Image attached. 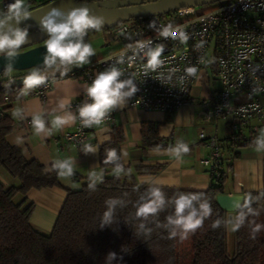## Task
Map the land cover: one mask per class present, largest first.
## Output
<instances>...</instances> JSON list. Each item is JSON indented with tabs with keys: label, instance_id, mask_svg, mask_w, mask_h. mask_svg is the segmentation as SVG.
I'll return each mask as SVG.
<instances>
[{
	"label": "crops",
	"instance_id": "crops-1",
	"mask_svg": "<svg viewBox=\"0 0 264 264\" xmlns=\"http://www.w3.org/2000/svg\"><path fill=\"white\" fill-rule=\"evenodd\" d=\"M50 2L24 0V7L30 12ZM112 41L119 42L113 39L109 31L88 32L84 36V43L91 44L95 49V54L88 58L89 63L82 66L62 65L58 59L37 73L52 79V88L46 98L33 97L24 90L23 98L14 102L7 111V116L13 122L12 131L6 137L7 143L20 149L26 160L39 162L47 172L54 168L60 185L59 188L31 190L26 194L27 201L34 204L30 223L36 230L50 233L67 192L79 190L86 182L98 183L106 175L100 169L99 147L118 137L117 134L121 137V166L127 169V173L120 171L115 175L127 183L175 190H207L211 178L203 162L209 159L210 150L206 143L198 139V135L204 131L207 136L215 135L221 144L219 169L224 176L222 194L244 195L246 198L252 192L264 190V121L259 123L260 130L254 134L249 126L237 124L229 117L209 122H203L199 117L200 104L210 102L219 89L212 66L201 69L192 85L190 104L178 111L162 113L139 109L132 107L128 96H124L122 103L112 109L114 125H98L90 134L89 146L96 151L79 150L65 142L63 135L72 133L75 123L69 105L91 84L79 77H69L67 73L87 68L112 54ZM120 45L115 51L125 46L121 42ZM31 75H25L18 82L25 83ZM123 91L127 92V88ZM69 116L74 119H67ZM34 118L42 121L43 130L39 133L33 127ZM57 119L65 122L56 124ZM233 124H237L235 134ZM178 143H187L191 149L189 154L179 159L169 152ZM63 162L70 164L79 180L74 181L71 175L58 176L61 170L56 165ZM140 167L151 171L138 172ZM90 173L94 175L90 177ZM109 174H114V170H110ZM7 176L0 169V183L3 186L19 185L17 180ZM21 199L18 196V201Z\"/></svg>",
	"mask_w": 264,
	"mask_h": 264
},
{
	"label": "trees",
	"instance_id": "trees-1",
	"mask_svg": "<svg viewBox=\"0 0 264 264\" xmlns=\"http://www.w3.org/2000/svg\"><path fill=\"white\" fill-rule=\"evenodd\" d=\"M75 1L104 3L112 0ZM154 1L157 0H146ZM113 39L126 43L122 37ZM19 51L22 50L15 52ZM48 67L11 73L12 84L8 82L9 72L0 75V109L4 111L0 119V168L19 183L16 187H5L0 183V264H175L176 236L169 238V234L173 230L177 232L178 228L168 224L166 218L173 215L172 200L180 195L196 196L192 203L198 211L204 202L211 207V214L204 219L203 226L191 233L193 264H264V190L250 193L242 207L233 213V225L241 217L242 223L233 231L234 247L229 255L227 213L215 202V197L223 193L224 176L220 169L219 177L210 173L211 184L205 191L127 183L117 175L109 174L110 170L121 166L119 134L99 147L100 169L106 175L98 183L86 182L79 190L68 191L51 232H38L30 223L34 204L27 201L26 194L31 190L59 188L60 185L54 168L47 172L39 162L26 160L20 149L7 143L6 137L13 128L7 111L23 98L24 90L32 93V86L18 81ZM5 99H8L7 103ZM110 150H115L116 159L106 164ZM144 171L151 169H138V172ZM121 172L127 173V169L122 168ZM71 177L74 181L79 180L75 172ZM153 188L160 189L166 203L158 215L144 220L136 216V207L143 202L142 198H148ZM17 196L22 199L16 204ZM109 211L112 222L101 226L105 212ZM214 223L217 224L215 228ZM257 227L259 230L255 231ZM113 253L114 257L109 259Z\"/></svg>",
	"mask_w": 264,
	"mask_h": 264
},
{
	"label": "built area",
	"instance_id": "built-area-1",
	"mask_svg": "<svg viewBox=\"0 0 264 264\" xmlns=\"http://www.w3.org/2000/svg\"><path fill=\"white\" fill-rule=\"evenodd\" d=\"M55 1L62 0H51ZM11 3L13 0L1 1L0 14L7 12ZM165 29L175 33V37L162 35ZM109 33L114 38H125V46L136 45L87 68L70 71L69 77L82 78L89 84L99 73L115 68L121 72V81L131 79L137 89L128 96L132 107L174 113L190 104L192 85L206 66L208 51L214 42L211 66L219 89L210 102L200 104L199 117L203 122L229 117L237 124L249 126L252 133L259 132V123L264 121V0H225L204 11L183 8L165 16L119 24L109 29ZM181 33L186 39L180 38ZM157 48L163 49L159 57L161 63L153 69L148 64L147 53ZM192 67L197 69L195 75L186 72ZM8 82L13 83L11 74ZM51 88L52 79L43 78L42 83L32 86L31 95L44 99ZM91 103L86 91L69 105L75 117L74 130L64 134L63 139L79 150L90 145V134L96 126L114 125L112 110L101 123L85 125L80 109ZM3 115L0 109V119ZM237 124L232 126L234 134ZM198 139L210 150L204 166L219 177L220 141L215 135L207 136L204 132Z\"/></svg>",
	"mask_w": 264,
	"mask_h": 264
},
{
	"label": "clouds",
	"instance_id": "clouds-1",
	"mask_svg": "<svg viewBox=\"0 0 264 264\" xmlns=\"http://www.w3.org/2000/svg\"><path fill=\"white\" fill-rule=\"evenodd\" d=\"M33 15L24 7V0H14L13 3L7 6V12L0 14V28H3L10 21H15L17 24L21 20L29 19ZM63 13L52 7L51 10L41 18L40 25L42 29L46 30L49 38L45 41L47 55L45 63L51 65L53 58H58L62 65H76L82 66L89 63V57L95 54V49L89 43H84V36L87 35L89 29L100 31L101 25L105 23L102 16L92 14L89 7L73 8L69 11L67 19L63 22H57L56 17L62 16ZM10 32L0 35V52L5 48L15 49L19 48L22 44L26 43L28 32L26 29L19 28L11 29ZM164 36L172 35L175 33L170 32L168 29L162 33ZM182 40L186 39L183 33L180 34ZM162 48H157L154 51L147 53L148 64L155 69L161 63L159 57ZM11 54V53H10ZM197 69L195 67L186 69L189 75H195ZM121 72L115 68L99 73L93 82L87 88V95L92 99L91 104H87L80 109V117L87 126L91 124H99L102 118L111 111L117 104L122 103L124 96H131L137 89L132 84V80L121 81L119 77ZM43 82V78L37 73L26 79V86L39 85ZM128 88L129 91L124 92L123 89ZM67 119L72 120L73 117L69 116ZM65 121L57 119L56 124H62ZM33 127L37 133L43 130L42 121L39 118H34ZM86 151L94 152L95 148L86 146ZM191 151L187 143H178L175 148L169 150L170 154L176 156L178 159L182 155L189 154ZM116 159L115 150H110L105 163H111ZM61 171L58 173L60 178L71 175L72 168L68 162H63L56 165ZM122 171V166H117L114 174ZM94 174L90 173V177ZM196 196L180 195L172 200L174 205V213L172 216L167 217L168 224L175 226L182 233L181 239H187L189 233H194L197 229L203 226V221L211 214V207L208 202L200 204L199 211L193 207V200ZM143 202L139 203L136 207V216L147 220L149 217L158 215L164 209L165 198L164 194L159 188L150 189L148 198H142ZM112 203H115L114 201ZM248 206L246 199L245 207ZM112 222L111 211L105 212L102 225ZM242 223V217L239 222L233 225V231L237 230ZM217 226L213 224V228ZM259 227L255 229L258 231ZM177 235L175 230L171 231L169 238H174ZM254 238V237H253ZM114 253L110 254L109 259L114 257Z\"/></svg>",
	"mask_w": 264,
	"mask_h": 264
},
{
	"label": "water",
	"instance_id": "water-1",
	"mask_svg": "<svg viewBox=\"0 0 264 264\" xmlns=\"http://www.w3.org/2000/svg\"><path fill=\"white\" fill-rule=\"evenodd\" d=\"M223 1L225 0H157L154 2L129 0L121 4H116L113 0L104 3H80L75 0L50 2L47 5L30 11L33 15L29 19L21 20L19 24L14 20L9 22L11 29H26L28 36L26 43L22 44L19 48H5L0 52V75L9 71L22 72L32 69L37 70L47 66L45 63L47 55L45 41L49 38V34L46 30L42 29L40 20L52 7L59 9L63 13L62 16L56 17L57 22L66 20L69 11L73 8L89 7L92 14L104 18L105 23L101 25L100 29V31H104L131 20L165 16L179 9L207 7ZM9 24L0 28V35L10 32ZM92 31L96 30H88V32ZM19 49L22 51L15 52ZM57 60L58 58H53L54 62ZM244 201V195L220 194L215 197L217 206L225 213L232 214L242 207Z\"/></svg>",
	"mask_w": 264,
	"mask_h": 264
},
{
	"label": "rangeland",
	"instance_id": "rangeland-1",
	"mask_svg": "<svg viewBox=\"0 0 264 264\" xmlns=\"http://www.w3.org/2000/svg\"><path fill=\"white\" fill-rule=\"evenodd\" d=\"M116 4H121V3H125L129 0H113ZM214 5H210V6H207V7H198V11H204V10H207V9H211L213 8ZM214 42L213 44L210 46L209 48V51H208V56H207V61H206V67H210L213 62H212V56H213V53H214ZM111 47H110V50L112 52V54L102 58V59H106L108 58L109 56H113L115 54H117L118 52H121V51H127L131 48H133L136 43H131V44H127L126 46L124 47H121L120 50L118 51H115L118 46H122L120 45V42L115 43L114 41H112L110 43ZM114 52V53H113ZM14 73V72H13ZM17 73V72H15ZM9 74H11V71H9ZM204 132V131H203ZM1 171H3V173L5 175H8L2 168H0ZM9 177L10 179H12L9 175L7 176ZM14 180V179H13ZM16 181V180H14ZM14 202L17 204L19 201H18V196L15 198ZM233 214L232 213H227L226 215V219H227V235H226V246H227V252L228 254H232L233 253V247H234V237H233ZM36 229V227H35ZM41 230V229H40ZM38 231V229H37ZM39 232V231H38ZM42 234H48V233H44L43 231H41ZM40 232V233H41ZM181 235L182 233L180 232L179 229H177V235H176V246H175V264H193V252H192V237H191V233L188 234V237L187 239H181Z\"/></svg>",
	"mask_w": 264,
	"mask_h": 264
}]
</instances>
